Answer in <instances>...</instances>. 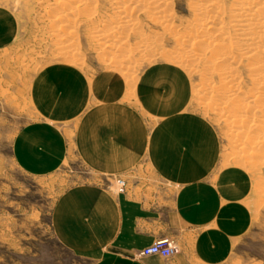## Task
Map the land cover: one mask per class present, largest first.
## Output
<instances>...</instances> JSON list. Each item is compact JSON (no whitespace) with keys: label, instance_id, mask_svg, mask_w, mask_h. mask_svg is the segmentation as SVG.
<instances>
[{"label":"rangeland","instance_id":"1","mask_svg":"<svg viewBox=\"0 0 264 264\" xmlns=\"http://www.w3.org/2000/svg\"><path fill=\"white\" fill-rule=\"evenodd\" d=\"M48 2L51 0H0V264H93L95 253L75 250L67 244L63 234L57 235L53 229L50 218L51 209L56 199L67 188L80 183L100 182L103 185L111 183V191L119 193L113 177L120 176L127 179L129 184L131 182L135 184V189L146 188L154 191L167 189L170 191L173 186L169 184V181L171 180L170 182L174 184L188 179L182 177V174L192 169L193 172L191 171L192 173L187 177H204V181L210 186L211 194L238 198L239 202L231 206L239 211L243 210L248 216L246 224L237 228L230 236L224 258L215 262L203 263L192 255L190 250L193 249L189 247V237L185 236L183 238L188 242L183 245L170 236L178 247V252L175 254H181L187 264H264V154L258 158L256 163L254 160L242 159L240 155L242 150L233 141L234 136H231L237 123L235 124L232 120H230L231 123L229 122L233 116H231L230 104L227 102L244 101L245 98L238 97V95V98L231 97L232 95L228 94L229 91H225L230 95L229 97L222 95L226 87L221 85L223 83L219 80L215 81L216 78L210 82L211 86L210 83L207 86L200 83L197 75L188 76L189 79L186 82L188 85L174 82L165 76V72L163 73L166 67L165 61L156 54L147 57L151 63L150 66L148 61L140 60L142 62H139L136 55L132 54L135 62L132 70L133 78L131 77L129 84L140 88L141 96L140 98H123L118 89L122 88L124 83L118 84L110 79L109 74L115 71L109 72L104 68L102 63L104 58L103 56L98 57L100 53L98 54L97 45L90 40L91 38L81 27L77 29L74 39L79 57L78 55L73 59L68 57L71 61L77 59L79 63L74 61L75 68L70 71V75L65 77L73 80L75 88L70 89L71 92L64 89L66 93L62 94L63 82L58 81L61 84L59 86L51 79L47 80V75L43 76L47 73L49 65L60 64L53 50L55 35H49L51 28L54 27L53 22L48 19L50 13L61 12L62 9L56 6L51 8ZM228 2L229 0H224L225 4ZM189 3V0L168 2L174 24L177 29L180 26L183 28L179 31H183L187 27L186 23L191 19ZM107 4L108 2L105 1L102 5L104 12L111 11L110 5ZM137 17L141 24L140 36L144 37L146 42L148 39L147 43L153 44V41L156 43L159 37L160 42H157L159 47L165 50H173L177 47L178 41L164 33L160 25L148 20L145 14H139ZM51 25L53 27H50ZM157 33L158 36L155 35ZM229 33L232 35L231 30ZM153 35L157 38L156 41ZM151 37L154 38L149 39ZM128 39L133 43L137 38L130 36ZM152 56L154 62L151 59ZM208 57H211V52L208 53ZM247 61H243L236 68L237 82L242 90L250 87L246 76L247 70H245ZM152 68L157 70L154 71ZM159 77L163 80L167 77L166 82L169 80L172 83H166ZM46 82L49 83L46 84ZM213 82L216 84L213 85ZM189 86L192 90L191 88L189 90ZM76 87L86 95L78 96L74 93ZM216 88L218 91L220 89L223 91L220 90L221 96L216 97L217 101L221 99L224 101L219 102V105H225L220 106L224 109L223 115L194 108L192 105L195 100L194 93L197 92L196 94L200 95L198 97L200 99H196L205 100L210 94L217 92ZM198 89L202 94L196 91ZM159 92L161 97H167V102L159 98L157 94ZM174 95L176 101L173 99ZM186 95L192 96L194 100ZM202 96H205V99ZM53 97L59 98L63 105L56 108ZM160 103L168 104L161 106ZM108 104L116 109H114V118L117 117L118 120L135 119H133V124H130V129H135V127L143 129L147 150L162 148L165 151H173L172 157L177 164L171 160L172 157L170 161H167L168 157L162 154L160 159H155L161 162L160 168L156 165L157 161H155L156 164H151L145 160L144 156L141 157L139 164L122 175L119 173L102 175L88 169L72 148V138L75 136L72 124L79 115L93 113V116L99 117L105 114V111L109 109ZM156 105L161 106L162 110L156 109ZM226 113L231 114L230 117H225L229 116ZM176 119L182 120L178 125L184 130L191 125V122H197L199 126H202V129L197 131L199 138L206 142L207 137H210L212 143H190L191 137L185 138L186 131L183 130L176 134V131L174 133L172 131V125H164L165 121L175 122ZM97 121L102 122L100 119ZM251 131H248L249 136L244 133L238 135L240 138L245 135L242 141L247 142L249 141L247 138L251 140V134H256ZM230 132L229 136L227 133ZM228 137L230 140L233 139L232 142L227 139ZM245 149L249 150L251 147L247 146ZM59 150H61L58 154L61 157L60 163L53 169L31 171L26 168L27 163H39L51 156H58L55 153ZM192 159L194 162H189ZM257 163L261 164L258 166ZM151 170L159 172L166 179L164 181L157 179ZM167 173L176 174L178 179H167ZM147 197L151 198V196ZM65 219L66 217L62 218V221L64 222ZM66 230L71 231L72 229ZM118 252L131 258L141 256L137 250L133 249L129 251L121 249ZM160 257L164 264H171L175 259L174 254L160 255Z\"/></svg>","mask_w":264,"mask_h":264},{"label":"bare ground","instance_id":"2","mask_svg":"<svg viewBox=\"0 0 264 264\" xmlns=\"http://www.w3.org/2000/svg\"><path fill=\"white\" fill-rule=\"evenodd\" d=\"M105 1H107L111 7L110 12H104L105 10L102 9V5ZM169 1L171 0H51V2H48V5H50L51 8H55L56 6L59 9H62L61 12L53 11L50 13V18L48 19L53 22L52 25L54 27L52 25L50 26L53 28H51L52 31L49 35H55V46L53 50L56 55L55 57L59 58L58 60H60V64L49 65L47 73L43 76L47 75V80L51 79L59 86L61 85L59 82H63V89H61L62 94L65 92L64 89H68L69 92H71L70 89L75 88V83L72 82L73 80H68L65 77L66 75L68 76L70 71H72V69L76 66L74 61L77 59L71 61L69 60L70 57L72 59L76 58L77 55L79 57L76 49L77 47L75 48L74 45V39L77 35V29L81 27L85 33L88 34L87 36L91 38L90 40H93L97 45L98 48H96L99 51L98 54L100 53L98 57L103 56L104 58V60H102L104 68H106L109 72L115 71V73L109 74L111 77L109 78L113 79L118 84H125H123L122 88L118 89V92L121 94L120 96L123 95V98H140L141 96L140 88L138 89L133 84H129L133 78L132 70L135 62L132 54L136 55L139 62L144 60L148 61L147 63L149 66L151 63H149L150 61L147 59L148 56L153 54L160 56L161 59L165 61L164 64H166L163 73L165 72V76L174 82L184 84L189 79L188 76L197 75V77H199V79H197L200 83L207 86V84L209 85V83L216 78L215 81L219 80L223 83L221 85H225L226 90H223L224 93L229 91L228 94L232 95L231 97H237L238 95V97L240 96L245 98L244 101L239 100V103L236 101L233 102L232 99H230L232 100L231 102H227V104H230V110H232V115H230L233 116V119H229V122L231 123L230 120H232L235 124L237 123V126L235 125L236 128L233 130L234 132H232L231 136H234V140H232L238 144V148L242 150L240 153L242 159H248V161L249 159L250 161L254 160L256 163L258 158L260 156L262 157L264 154V0H229L228 4H225L224 0H189L191 19L188 20L186 23L187 27L183 31H179L182 26L177 29V26L174 24L175 22L172 20L173 16L168 8L170 7L168 5ZM139 14H145L148 20L160 25V28L162 27L161 29L164 33H167L175 41H178L177 43L175 42L177 47L174 48L173 46V50H165L163 47H159L157 45L159 37H157L158 41L156 43L154 41L153 44L147 43L148 39L146 42V39L140 36L139 28H141V24L137 17ZM56 30L59 32L55 33L54 31ZM230 30L232 31V35L229 33ZM158 33L155 35L158 36ZM155 35L153 36L155 37ZM130 36L137 39L131 43L128 39ZM153 38L151 37L149 39ZM157 38L155 37V41ZM93 41L91 42L94 43ZM121 51H123L122 53H125L122 54ZM210 52L211 57H208V53ZM151 59L153 61V56ZM245 60H248L245 63V70H247L246 76L250 87L246 90H242L239 82H237L238 78H236V68ZM78 66V69H80V65ZM156 70L157 69L154 71ZM165 78L164 80L162 78L160 79L166 82L167 79ZM168 82L169 80L166 83ZM47 83L49 82H46V84ZM169 83L171 84L172 82ZM214 83L215 82H213V85ZM182 86L185 88L184 85ZM199 86H201V84ZM190 88L191 86H189V90ZM220 90L222 91V89ZM220 90H217L216 93L214 92L215 94L213 95L210 94V96L205 94L208 96L206 97L207 99L204 98L205 96H202L205 100H198L200 99L198 98L200 95H197V92L194 93L195 91H191L194 93L193 95L195 96V100L194 98H191L192 94L190 95L191 97H189V95L186 96L191 100H194L193 102L191 101L194 108L223 115L224 109L222 107L225 105H219V102L222 99L217 101L216 98L221 96ZM196 91H199V89ZM183 92L181 89V93ZM185 92L187 91L185 90ZM74 93H77L78 96L86 95V93H83L78 87H76ZM207 93H209V91ZM224 93L222 95H228L227 93ZM157 94H159V98L161 100L163 99L164 102L167 100V97H161L160 92ZM163 94L165 96V93ZM175 95L173 99H175ZM230 95H228V97ZM53 99L56 108L60 107L61 103L59 98L53 97ZM170 100H168V102L172 101ZM161 102L164 103L163 101ZM221 102L224 101L222 100ZM167 104H161V106H167ZM161 106L156 105V109H160ZM230 115L225 117H230ZM245 122L246 124H244ZM227 131L229 130L227 129ZM248 131H251L252 133L254 131L256 134H251V140L247 138L249 141H242V138H244L245 135L243 137L241 136V138L239 135H241V133L247 135ZM227 134L230 136L231 132ZM227 139H229V137ZM240 139L241 141H239ZM232 140L230 141L232 142ZM247 146L248 148L251 147V149H245Z\"/></svg>","mask_w":264,"mask_h":264},{"label":"crops","instance_id":"3","mask_svg":"<svg viewBox=\"0 0 264 264\" xmlns=\"http://www.w3.org/2000/svg\"><path fill=\"white\" fill-rule=\"evenodd\" d=\"M60 103L61 107L63 103ZM108 107L99 117L86 113L76 117L72 124L75 130L72 148L88 169L102 175H122L139 164L144 156L151 164L158 162L159 168L161 162L155 159H160L162 154L170 161L173 151L147 150L143 129H130L134 118L118 120L114 118L115 107ZM99 119L102 122L97 121ZM180 121L167 120L164 125H172L175 128L172 131L178 133L184 130L177 125ZM201 129L197 122H191L184 130L185 138L191 137L190 143H211L210 137L206 142L199 138L197 131ZM59 159V155L51 156L39 163H27L26 168L31 171L53 169L59 165ZM171 160L174 162L173 157ZM191 171L182 174L188 178L182 182L173 184L170 180L173 186L170 191L135 189V184H129L125 178L124 189L119 193L111 191V183L76 184L56 199L50 212L53 229L57 235L63 234L67 244L75 250L95 253L93 264H164L158 254L131 258L118 252L121 249L138 251L160 236H172L181 245L189 241L192 255L203 263L218 261L225 257L230 236L246 224L248 215L231 206L239 202L238 198L211 194L204 177H187ZM151 172L161 181L166 179L159 172ZM166 175L167 179H178L176 174ZM68 228L72 230L67 231ZM183 236L189 240L185 241ZM173 254L175 259L171 264H187L181 254Z\"/></svg>","mask_w":264,"mask_h":264},{"label":"built area","instance_id":"4","mask_svg":"<svg viewBox=\"0 0 264 264\" xmlns=\"http://www.w3.org/2000/svg\"><path fill=\"white\" fill-rule=\"evenodd\" d=\"M116 184L117 190L121 191L124 189L125 180L120 176L113 177ZM178 250L175 241L170 236H160L154 239L151 243L141 247L138 250V254H158L161 256H168Z\"/></svg>","mask_w":264,"mask_h":264}]
</instances>
